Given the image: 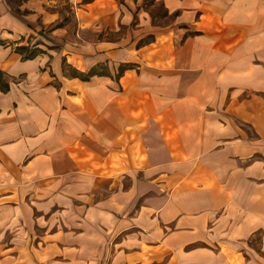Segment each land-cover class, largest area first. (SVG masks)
<instances>
[{
  "label": "crops",
  "instance_id": "crops-1",
  "mask_svg": "<svg viewBox=\"0 0 264 264\" xmlns=\"http://www.w3.org/2000/svg\"><path fill=\"white\" fill-rule=\"evenodd\" d=\"M0 41V264H264V0H0Z\"/></svg>",
  "mask_w": 264,
  "mask_h": 264
},
{
  "label": "rangeland",
  "instance_id": "rangeland-1",
  "mask_svg": "<svg viewBox=\"0 0 264 264\" xmlns=\"http://www.w3.org/2000/svg\"><path fill=\"white\" fill-rule=\"evenodd\" d=\"M21 1H23V0H9L11 6H12V8H13V10H16V8H17L19 2H21Z\"/></svg>",
  "mask_w": 264,
  "mask_h": 264
},
{
  "label": "trees",
  "instance_id": "trees-1",
  "mask_svg": "<svg viewBox=\"0 0 264 264\" xmlns=\"http://www.w3.org/2000/svg\"><path fill=\"white\" fill-rule=\"evenodd\" d=\"M2 42L0 41V44H1ZM20 50H23V49H20Z\"/></svg>",
  "mask_w": 264,
  "mask_h": 264
}]
</instances>
